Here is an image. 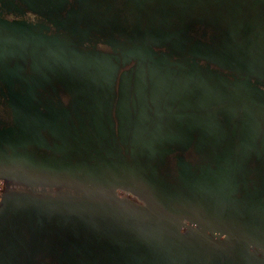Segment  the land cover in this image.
I'll list each match as a JSON object with an SVG mask.
<instances>
[{
  "label": "water",
  "instance_id": "water-1",
  "mask_svg": "<svg viewBox=\"0 0 264 264\" xmlns=\"http://www.w3.org/2000/svg\"><path fill=\"white\" fill-rule=\"evenodd\" d=\"M128 1L132 11L143 7L151 13L149 32L143 34L144 39L148 34L151 36L147 38V51L133 52L134 58L157 55L154 44L166 45L177 34L171 31V26L177 23L183 26L193 17H199L196 6L211 3L218 7L219 16L214 12L213 16L209 15L212 23L227 24L229 29L222 30L221 43L207 51L225 59L219 61L221 66L248 76L235 80L226 89L219 88L229 97L227 109L223 110L229 119L225 126H213L212 135L217 141L210 146L212 151L197 145L199 149L204 147L200 149L203 153L213 156L203 157L195 166L186 162L176 168L167 158L170 151L164 150L170 145L135 143L123 146V152L115 141L113 128H101L93 123L90 128L71 126L68 119H72V113L56 109L49 110V123L37 125L27 121V109L14 107L10 120L0 126V166L6 173L0 179L19 181L27 188L6 189L2 194L0 235L3 227L7 237L8 230H13L16 239L22 233L25 245L23 255L0 257V264H259L260 261L264 264V216L259 220L255 217L253 224L244 223L241 227L239 220L255 203L249 205L232 199L239 187L237 172L243 170L237 156L242 154L243 159L250 160L256 152L264 165V94L252 91L249 77L264 72V48L254 31L243 29L245 24L235 25L243 11L250 14L259 10V0H243L238 10L230 8L226 13L222 9L224 0ZM169 47L170 55H179L173 46ZM51 52L54 61L63 58L56 48ZM200 55L209 57L204 52ZM164 75L178 77L176 72ZM211 89L218 92L215 86ZM104 103L98 95H85L78 102L93 106ZM91 116L96 118L93 112ZM110 137L114 138L113 142L109 141ZM103 138L107 139L105 147L100 141ZM236 138L239 143L235 142ZM221 140H228L229 154L236 157L227 160L217 157L227 152ZM129 151L130 163L126 161ZM142 157H146V164ZM163 166L167 171L162 176ZM171 177L176 182L167 181L166 187L164 179ZM49 183L63 184L71 190L51 194L33 188L35 184ZM118 189L137 196L143 203L118 195ZM226 191L227 204L224 197L216 198ZM199 192L214 199L201 195L198 200ZM260 195H264V190ZM224 209L228 213L222 214ZM200 211L204 214L200 215ZM207 230L218 231L227 238L206 239ZM235 232L256 234L252 238H230ZM248 246L254 248V255Z\"/></svg>",
  "mask_w": 264,
  "mask_h": 264
},
{
  "label": "flooded vegetation",
  "instance_id": "flooded-vegetation-1",
  "mask_svg": "<svg viewBox=\"0 0 264 264\" xmlns=\"http://www.w3.org/2000/svg\"><path fill=\"white\" fill-rule=\"evenodd\" d=\"M128 2L0 0V126L10 120L14 107L23 111L27 109V121L37 125L49 123L51 109L68 110L72 113V119H68L71 126L79 128L85 125L90 128L94 124L101 128H113L115 141L122 146L123 152L125 145L160 142L171 146H165L164 150L170 151L167 158L172 161L170 165L176 168L186 162L195 166L203 157L211 158L213 154L203 153L200 149L204 147L199 149L197 145L202 144L212 151L210 146L217 141L212 135L213 126H225L226 119H229L228 113L223 111L229 104L224 89L235 80L248 76L247 73L240 75L221 66L219 61L225 59L220 54L207 51L220 44V32L229 29L227 24L215 26L212 23L213 18L209 15L219 13L218 7L211 6V3L209 6L207 3L202 7L196 6L203 16H195L183 26H178V23L171 26V31L177 34L166 45L154 44L153 51L157 55L134 58L131 56L133 52L144 54L147 51V38L151 39V36L148 34L144 39L143 34L149 32L148 18L151 13L143 7L132 11ZM241 2L243 0H224L223 12L230 8L238 10ZM258 8L257 12L250 14L243 11L235 25L245 24L243 29L247 27L254 31L264 48V0H259ZM246 23L252 26H246ZM156 27L154 31H157ZM169 46H173L179 55H170ZM53 48L63 56L60 61H54ZM203 52L209 57L201 56ZM165 54L168 56L165 57ZM167 72H176L178 77H167L164 75ZM249 77L252 91L264 94V72H256ZM213 85L218 92L211 91ZM207 93L212 96L208 97ZM85 95L101 96L106 103L94 106L78 104ZM211 102L214 104L211 105ZM92 112L96 118H92ZM106 140H100L103 147ZM109 141L113 142L114 138L110 137ZM221 142L227 152H221L217 157L227 160L237 156L229 154L228 140ZM235 142L239 143L240 140L236 138ZM130 156L129 151L126 158L128 163L131 162ZM257 156L256 152L250 160L243 159L242 154L237 156L243 170L237 172L239 187L232 199L249 205L255 203L249 206L247 215L239 220L241 227L244 223L253 224L255 217L259 220L260 216H264V195H260L264 190V165ZM142 162L147 163L146 157H142ZM212 168H215L214 164ZM166 171L167 167L163 166L160 174L163 176ZM167 181L176 182V179H164L166 187ZM5 186L7 191L27 188L26 184L14 180L6 181ZM62 186L49 183L35 184L33 188L40 193L49 192L52 188L55 193L50 191L51 194L71 190L68 186L67 189ZM42 187L45 190H41ZM201 195L214 199L205 192H199L196 198L199 200ZM227 196L226 191L225 195H216V198L224 197L227 204ZM199 213L204 214L202 211ZM226 213L228 210L224 209L222 214ZM1 230L0 257L23 255L25 239L22 233L16 239L13 230H8V237L5 227ZM234 230L237 228L234 227ZM255 234L235 232L230 238H252ZM205 237L227 238L225 234L209 230ZM248 251L254 255L252 246H248ZM239 260L244 262L242 257ZM259 264L263 263L260 261Z\"/></svg>",
  "mask_w": 264,
  "mask_h": 264
},
{
  "label": "rangeland",
  "instance_id": "rangeland-1",
  "mask_svg": "<svg viewBox=\"0 0 264 264\" xmlns=\"http://www.w3.org/2000/svg\"><path fill=\"white\" fill-rule=\"evenodd\" d=\"M5 182H6V181H5L4 179H0V194H3V193L5 192V190H6ZM6 185H7V184H6ZM62 187H63V189H65L64 187H66V189H67V186H66V185H63ZM47 188L49 189V187H47ZM42 189H43V187L41 188V190H42ZM51 189H52V188L49 189V192L52 191V192L55 193V191H53V190H51ZM69 189H70V188H69ZM43 190H45V189H43ZM117 193H118V195H120V196L127 197L129 200H132V201H134L135 203H139V204H142V203H143L142 200H140L137 196H135V195H133V194H131V193L125 191V190L118 189V190H117ZM122 199H124V198H122Z\"/></svg>",
  "mask_w": 264,
  "mask_h": 264
},
{
  "label": "snow or ice",
  "instance_id": "snow-or-ice-1",
  "mask_svg": "<svg viewBox=\"0 0 264 264\" xmlns=\"http://www.w3.org/2000/svg\"><path fill=\"white\" fill-rule=\"evenodd\" d=\"M6 175V173L3 172L2 166H0V176Z\"/></svg>",
  "mask_w": 264,
  "mask_h": 264
},
{
  "label": "bare ground",
  "instance_id": "bare-ground-1",
  "mask_svg": "<svg viewBox=\"0 0 264 264\" xmlns=\"http://www.w3.org/2000/svg\"><path fill=\"white\" fill-rule=\"evenodd\" d=\"M65 188V187H64Z\"/></svg>",
  "mask_w": 264,
  "mask_h": 264
}]
</instances>
